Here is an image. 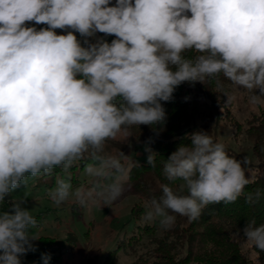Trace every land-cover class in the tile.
<instances>
[{"label":"clouds","instance_id":"clouds-1","mask_svg":"<svg viewBox=\"0 0 264 264\" xmlns=\"http://www.w3.org/2000/svg\"><path fill=\"white\" fill-rule=\"evenodd\" d=\"M97 33L115 39L92 42ZM189 50L199 54L182 55ZM221 74L252 92L250 103L264 98V0H0V202L29 177L68 172L87 158L91 186L73 189L70 176L58 178L49 198L57 206L70 198L82 207L113 204L130 175L120 158L103 154L106 141L126 126L159 133L167 121L161 102L185 82ZM187 138L164 160L169 183L145 221L168 230L176 215L195 221L210 204L258 202L259 191H244L253 183L247 156H230L203 130ZM152 142L144 151L155 168ZM26 204L13 200L0 212V264H22L37 251L30 229L38 222ZM241 231L264 252V224L252 219ZM50 260L41 253L42 264Z\"/></svg>","mask_w":264,"mask_h":264},{"label":"rangeland","instance_id":"rangeland-1","mask_svg":"<svg viewBox=\"0 0 264 264\" xmlns=\"http://www.w3.org/2000/svg\"><path fill=\"white\" fill-rule=\"evenodd\" d=\"M112 2L115 4L114 0ZM34 26L37 29L46 27ZM56 31L57 34H65L61 29ZM93 38L96 40L99 36L96 34ZM228 87L227 96L233 99L226 103L227 110L219 108L215 114L206 109L208 102L200 94L201 109L195 124L208 132L215 142L225 144L226 150L238 153L241 158L247 156L251 165L246 175L253 177L258 160L252 154V139L247 136V128L264 107V99L258 104H252V92L232 83ZM121 152L126 156L121 157ZM103 154L120 158L128 170L140 157L139 149L134 147V140L132 141L128 129H122L114 140L106 141ZM87 162V158L78 161L68 172L56 168L51 175L29 177L25 186L22 185L5 197L6 208L0 207V212L9 211L13 200L26 198L25 206L38 222L36 228L30 229L38 239L33 242L37 251L22 257V264H42L41 253L51 254L49 264H102L107 255L115 256L116 264H149L155 259L156 242L163 238L164 229L156 227L153 231H146L141 222L140 227L134 228L130 209L138 200L126 183L122 197L108 206L90 203L87 207H82L74 198L57 206L49 198L48 193L55 189L58 178L67 179L70 176L73 189L90 187L93 180L84 172ZM237 243L248 259L256 261L257 255L250 242L242 237ZM177 252H181L179 257L185 254L181 247ZM186 264L198 263L192 261Z\"/></svg>","mask_w":264,"mask_h":264},{"label":"trees","instance_id":"trees-1","mask_svg":"<svg viewBox=\"0 0 264 264\" xmlns=\"http://www.w3.org/2000/svg\"><path fill=\"white\" fill-rule=\"evenodd\" d=\"M76 35L78 40L83 42L85 38L79 33ZM97 35L109 43L115 39L114 36H106L103 33ZM89 39L95 42L94 38ZM198 54L194 50L182 53L187 58H194ZM217 80L220 81L219 84ZM230 84L231 81L222 74L219 77L206 78L203 83L196 82L194 85L185 82L176 88L172 101L161 102L167 113V121L159 133L152 130L155 125H133L124 128L128 129L132 141L134 140V147L140 152V157L129 167L130 179L126 182L138 200L130 209L135 229L141 226L140 222L145 225L143 226L146 231L160 227L157 222L145 221L144 216L151 199L161 195L160 185L169 183L162 172L164 160L181 144L191 143L188 135L202 130L195 124L201 109L200 94L208 102L206 109L215 114L219 108L227 110L225 99ZM247 136L252 139L251 150L258 160V165L252 177L253 183L247 185L244 191L245 193L259 191L261 196L258 202L248 204L241 196L233 203L210 204L202 210L199 219L191 222L186 217L176 215L173 227L164 230L163 238L156 242L157 254L149 264H186L192 261L198 264H264V252L251 246L257 255L256 261L252 262L237 243L243 235L242 231L241 236L237 233L248 221L255 219L257 225L264 224V107L249 124ZM149 138L153 140L150 147L155 152L153 153L156 160L155 168L147 164V153L144 151L145 142ZM226 151L237 160L242 159L238 153ZM170 186L175 187L176 184ZM5 206L3 204L2 207ZM178 246L185 250L183 257H179L181 252H177ZM115 262V256L107 255L102 264H116Z\"/></svg>","mask_w":264,"mask_h":264},{"label":"built area","instance_id":"built-area-1","mask_svg":"<svg viewBox=\"0 0 264 264\" xmlns=\"http://www.w3.org/2000/svg\"><path fill=\"white\" fill-rule=\"evenodd\" d=\"M5 203H6V201H4V202H0V207H2L3 204H5Z\"/></svg>","mask_w":264,"mask_h":264},{"label":"crops","instance_id":"crops-1","mask_svg":"<svg viewBox=\"0 0 264 264\" xmlns=\"http://www.w3.org/2000/svg\"><path fill=\"white\" fill-rule=\"evenodd\" d=\"M3 208H6V206H5V207H3ZM1 209H2V208H1ZM1 209H0V210H1Z\"/></svg>","mask_w":264,"mask_h":264}]
</instances>
